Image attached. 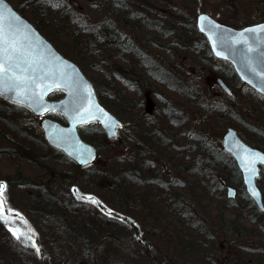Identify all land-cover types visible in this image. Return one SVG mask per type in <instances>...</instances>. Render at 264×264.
I'll use <instances>...</instances> for the list:
<instances>
[{
  "label": "rangeland",
  "instance_id": "rangeland-1",
  "mask_svg": "<svg viewBox=\"0 0 264 264\" xmlns=\"http://www.w3.org/2000/svg\"><path fill=\"white\" fill-rule=\"evenodd\" d=\"M7 1L65 57L80 65L98 94L101 92L110 104L107 107L126 123V128L113 141H108L104 133L93 135L98 158L90 167L78 168L56 151L42 146L32 126L27 128V136H18L10 121L14 118L28 121V117L0 99V184L6 185L5 215L0 221V264H51L52 255L60 253L64 254L65 264H264V214L255 212L256 208L243 196L242 184L233 167H216L217 175L206 161L210 149L218 147L216 142H220L228 127L235 128L248 143H256L264 149V98L242 84L226 62L213 57L205 37L197 31L196 18L187 21L183 30L171 31L169 42L157 45L151 43L150 36L147 39L145 33L135 28L123 29L137 46L134 53L138 55H134L128 50L119 52L116 48L101 46V42L89 41L88 35L76 39L70 36V31L79 25L94 28L104 20L114 19L107 5L93 7V1L97 0ZM144 1L154 7L150 12L164 10L161 6L165 3L161 0ZM262 1L234 0L238 7L236 15L227 13L226 9L217 12L216 8H222L220 1L202 12L236 27L225 15L233 19L255 13ZM176 5L199 8L187 0H178ZM247 5L252 11H243ZM121 17L115 18L122 20ZM120 26L122 30L121 23ZM142 50L153 64L162 68V76L167 75L166 69L171 72L170 78L175 76L193 89L196 97L186 96L188 103L182 106L185 108L181 111L180 127L173 119L167 127L148 126L147 120L138 122L139 117L133 119L134 128L128 125L130 106L138 116H143L144 112L152 117L165 106L174 109L175 100L184 98L151 75V72L154 76L158 74L155 65L145 66L151 72L141 65ZM141 75L147 78L149 87L153 86L150 88L153 97L149 91L140 90L137 77ZM216 77L224 78L230 85L233 97L214 86ZM114 94L126 103L125 107L112 106ZM204 98L208 102L203 101ZM197 102L201 107L211 104L207 107L211 110L209 117L204 114L207 113L205 108H201L204 113L197 111ZM216 107L220 108L219 112H215ZM153 132L161 134L164 145L147 140L146 135L149 137ZM156 144L163 146L162 151ZM136 173L140 176L132 180L131 176ZM219 176L238 190L233 204L226 198L222 200L221 192L216 190L226 209L221 223L216 205L222 204L215 205L211 201L212 185H216ZM48 179L51 186L41 197H47L48 193L59 199V206L50 205L52 210L66 216L65 219L57 217L58 221L74 224L80 218L86 226L85 232L87 228L89 232L96 230L97 236L93 239H99L100 230L105 228L104 236L109 238L96 240V247L89 246V257L78 248L82 239L66 238L61 229L56 230L55 221L47 217L46 221L39 220L41 215L29 204L34 187L23 186L20 181L28 180L33 184ZM259 185L264 193V173ZM89 196L99 203L83 198ZM75 199L83 201L76 207L70 204ZM219 199L216 198L218 202ZM180 208L190 223L184 230L188 237L180 232ZM10 228L25 236H34L40 252L23 238L17 240ZM133 230L138 235H133ZM70 243H74L75 249L69 248ZM81 247L84 250L83 244ZM21 257L28 261L20 260Z\"/></svg>",
  "mask_w": 264,
  "mask_h": 264
},
{
  "label": "water",
  "instance_id": "water-1",
  "mask_svg": "<svg viewBox=\"0 0 264 264\" xmlns=\"http://www.w3.org/2000/svg\"><path fill=\"white\" fill-rule=\"evenodd\" d=\"M9 9L14 16L19 17V20L13 23V29L18 27L21 34L28 37L27 42H25V48L27 49L29 44L31 45L34 57L42 60L41 66L46 67V69L63 71L67 78L74 81L80 87L79 89H75L65 87L64 85H61L60 88L53 86L49 91L45 92L42 107H38L37 103L32 99L17 97L15 92L7 91V84L0 85L1 98L12 103V105L24 106L36 118L45 116L48 112L61 114L66 121L65 124L49 117L41 121V130L46 143L51 148L61 152L78 167L84 168L90 166L97 159L98 150L94 144L88 143L82 137L80 128L98 123L106 134V137L113 140L119 137V130L125 126L124 122L100 101L94 84L75 61L61 54L53 43L32 22L14 8L10 2L0 0V14L7 16ZM200 16L208 17V20L203 23L205 29L203 32L200 30ZM209 21L212 23L210 24ZM196 24L201 34H204L208 39L214 56L230 62L242 83L253 88L259 95L264 96V76L260 75V73H264V33L246 32L245 39L248 41V44L234 42L237 39L238 33L248 28L264 25V20L260 23L245 26L243 29H236L220 23L207 13H199ZM213 24H218L220 27L214 29L212 27ZM5 27H7V24ZM213 41H215V47L213 46ZM249 46L255 49V51L249 52ZM217 51L221 52L222 55L217 56ZM253 69H255V72ZM218 82L229 96L233 95L232 90L224 80L218 79ZM50 83L51 80L43 82L44 85ZM85 85L91 90L90 97L84 91L83 86ZM55 91H62L65 94L58 99H50L49 95ZM30 95L31 90H29ZM81 104L84 107H88L91 104V110L98 119H88L83 123L75 122L73 119L76 116L74 109ZM44 108L47 111H44ZM99 109H102L106 115H102ZM222 145L224 151L235 160L248 195L261 211L264 210L262 192L256 180L261 175V166H264V162H261L259 159L260 157H264V151L246 143L240 138L234 128L228 129ZM254 192L256 195H253ZM227 194L229 198L234 199L236 198L237 190L233 186H228Z\"/></svg>",
  "mask_w": 264,
  "mask_h": 264
},
{
  "label": "trees",
  "instance_id": "trees-1",
  "mask_svg": "<svg viewBox=\"0 0 264 264\" xmlns=\"http://www.w3.org/2000/svg\"><path fill=\"white\" fill-rule=\"evenodd\" d=\"M163 3H165V5H162L161 8L164 10H159L158 12H150V10H153V6L150 5L148 2L145 3L144 0H97L96 2L93 1V7H106V5L108 6V9L110 10V13L112 15H114V19H109V20H104L102 21L99 25H97V27L95 26L94 28L90 27V26H81L79 25L78 27H75L74 30L70 31V36L74 39L76 38H82L84 37V35H88L90 36V40L89 41H95V43L97 42H101V46L103 47H111V48H116L117 51L122 52V50L126 51L128 50L130 53L136 55L137 53H134V51L136 50V45L132 44V40L130 37H127V34H124V30L126 28V30H134L137 29V32H142L146 34V38L148 39V37L150 36V40L153 39V42L155 45L160 44L161 42L166 43L169 42L168 38L170 37V35H172V32H178L179 30H183L185 28V24H188L187 21L191 20L194 21V19L196 18L197 14L199 12H202L205 9H210V7L213 6V4L218 5L219 1L222 2V8H216L218 11H223V10H227V13L229 12L230 14H237V10L238 7L236 5H234V0H187L189 1V3L191 5H194V7H199L197 10L193 9V8H186L180 5H176V2L178 0H161ZM214 11V10H213ZM244 12H248V11H252L251 10V6L247 5L244 10ZM118 16H123L121 17L122 20H119L115 17ZM226 19L228 22L232 23V25H235L236 27H243L249 24H253V23H258V22H262L264 20V1H262L259 6L258 9H256V12L249 15H242L241 18H233L230 16L225 15ZM230 19V20H229ZM130 21V22H129ZM224 21V20H223ZM120 23L122 25V30L120 29ZM78 25V24H77ZM124 29V30H123ZM125 33L130 34V32L125 31ZM152 36L154 38H152ZM165 38V39H164ZM165 40V41H164ZM143 52L142 54V63L141 65L148 71L151 72L149 69H147L146 67L150 68L152 67V65H155L157 68V75L154 76V74L151 72V75L159 82H164L169 89H174L175 90V86H176V77H171L169 76V72L168 70L165 69L166 72V76H162V68L156 64H153L151 62V60L149 59V56L147 54V52H145V50H142ZM124 55V54H122ZM138 55V54H137ZM146 66V67H145ZM233 73V71H232ZM112 89L109 91L111 92ZM99 98L100 100L106 105L108 106V102L107 100H105L101 94V92H99ZM113 101L112 102V106L117 105L125 107L126 103H124V101L117 95H112ZM110 105V104H109ZM112 106L110 107L112 109ZM172 106V105H171ZM116 107V106H114ZM19 110H22L23 113H25V116L28 117V121H19L16 120L14 118L13 122L10 121L11 126L14 128L13 131L18 135V136H27L29 134V131L27 130L28 127H33L35 129V132L37 135L40 136V142L41 145L44 147H47V144L45 143L43 137H42V133L40 130V126H39V121L37 119H35V117L32 116V114L23 108H19L17 107ZM163 113H159L158 115L159 117V125L157 126L158 128L161 126H165L167 127L171 121H172V112H171V108L165 106V108L162 109ZM47 116L53 117L55 119H58L60 121H64L63 117L61 115H58L56 113H48ZM25 120V118H23ZM5 121V120H4ZM9 125V124H8ZM80 132L82 134V136L88 140V142H93V135L102 133L99 126L97 124H92L90 126L87 127H83L80 129ZM150 136H147V140H150L152 142L155 143H163L162 139L159 137L160 135L157 134L156 132L150 133ZM203 139V138H200ZM205 140V139H203ZM164 145V143H163ZM252 145L257 146L258 145L256 143H252ZM157 146V144H156ZM207 148L208 145H207ZM258 148H261L260 146ZM50 150H52L51 148H49ZM157 149L162 151L163 146H157ZM167 149V148H166ZM168 150V149H167ZM54 151V150H53ZM58 153V152H57ZM61 155L62 159L69 161L68 159H66L61 153H58ZM208 158H207V162L209 163V166H211L210 169H212L213 171H218L219 169L217 168H222L225 166H231L233 167V169L235 170V172L237 173V176L240 180L241 183V177H240V173L238 171V169L236 168V165L234 163V161L232 160V158L230 156H228L227 154H225L224 152H222V150H220L219 147H214L210 149V153H208ZM217 167V168H216ZM264 173V172H263ZM140 175L133 174L131 176L132 180L135 178H138ZM222 179L224 180V177L219 176L217 181H216V185H212L213 187V200H211L215 205L218 203H221L222 201H220L219 197L216 195V190L218 189V192L222 189ZM15 181H17V178H15ZM26 181V182H25ZM32 181V180H31ZM19 182V181H18ZM50 180H44V181H37L36 183H31L28 180H22L20 181V184H22L23 186L28 187L27 185H33L34 187V194L31 196L33 198H31L29 204H31L33 206V208H35L36 213L40 214L41 217L39 216V220H44L46 221L49 218H53L54 220H58L57 217H62L63 219L66 218L65 215H62L61 213H59L58 211L52 210V207L50 205H52V203L54 204V206H59L60 202L58 198H54L53 195H49L47 193V197H41L44 196V190L45 189H49L50 185ZM49 183V184H48ZM51 193H53V190H49ZM244 193V192H243ZM34 195H39L38 197H34ZM216 198L219 199V202L216 200ZM38 200V201H37ZM222 200H225L222 199ZM79 201H83V200H79ZM77 199L71 201L70 204H74L77 207V204L79 202ZM228 202V201H227ZM49 203V205H48ZM152 203V202H151ZM222 206L220 205H216L219 207L218 212H217V217H218V222H220L223 217H225V213H226V209H224V204L221 203ZM181 205L179 204L178 207H180ZM58 207H55L54 209H56ZM65 208L68 210V207L65 206ZM52 210V211H51ZM180 215L182 216V224L180 225V232L182 233V235H186L184 234V230L186 229V227H188V225L190 224L187 219H185L184 217L187 216L186 213H184L183 209L180 208L179 209ZM151 213V212H150ZM152 217V216H151ZM32 218V217H31ZM154 218V217H153ZM33 219V218H32ZM53 220V221H54ZM28 221V220H27ZM56 222V221H55ZM29 223V221H28ZM74 224L68 222L67 220H61V222H56L57 227L56 230L61 229L62 234L66 235L68 239H70L71 241H74L76 239H82V241L79 243L80 247L78 246L79 250L84 252V256L85 257H89L90 254V250L88 249L89 246L93 247L96 245V240H102L105 238H109L105 235V228H102L100 230V234H99V239L94 238L96 235V230H93L89 232V228H87V232H85L86 226L83 220H81L79 218V221H75L73 222ZM221 223V222H220ZM133 224V223H130ZM191 227V226H190ZM69 231V232H68ZM133 235L135 234L138 235V233L136 232V230H133ZM103 233V235H101ZM85 235V236H84ZM186 237H188L186 235ZM35 240V238H34ZM74 243H70V247L72 250L75 249L74 248ZM83 244L84 246V250L81 247V245ZM96 247V246H95ZM78 252V251H77ZM93 252V251H91ZM95 255H97V252H94ZM52 263H61V264H65V260H64V254L60 253V254H53L52 255ZM97 258V257H96ZM20 260H25L28 261V259L25 257H21ZM109 264V263H108Z\"/></svg>",
  "mask_w": 264,
  "mask_h": 264
},
{
  "label": "snow or ice",
  "instance_id": "snow-or-ice-1",
  "mask_svg": "<svg viewBox=\"0 0 264 264\" xmlns=\"http://www.w3.org/2000/svg\"><path fill=\"white\" fill-rule=\"evenodd\" d=\"M199 19L201 22L200 30L203 32L205 30L203 23L208 20V17L200 16ZM18 20L19 17L14 16L10 9L8 10L7 16L0 14V85L7 84V91L15 92L17 97L32 99L37 103L38 107L43 106L44 94L53 86L60 88L61 85H64L68 88L79 89L80 86L67 78L63 71L42 67V60H38L34 57L30 44L27 49L25 48V42H27L28 37L22 35L18 27L15 29L12 27L13 23ZM209 23L211 24L212 22L209 21ZM6 24L7 27H5ZM212 27L218 29L220 26L218 24H213ZM246 32L257 34L264 33V25L245 29L237 34V39L234 42L248 44V41L245 39ZM209 39H211V37H209ZM213 46H216L215 41H213ZM248 51L252 52L255 51V49L249 46ZM216 55L221 56L222 53L217 51ZM253 71L255 72V69H253ZM260 75L264 76V73H260ZM45 80H51V83L44 85L43 82ZM83 87L84 91H86L90 97L91 90L86 85ZM29 90H31L30 96ZM91 108V104H89L88 107H84V105L81 104L79 107L75 108L74 111L76 112V116L73 117L74 121L83 123L88 119H98ZM43 110L47 111L46 108ZM99 111L102 115H106L103 113L102 109H99ZM259 159L261 162H264V157H260ZM5 189L6 185L0 184V221H3L5 215ZM73 191L75 193L77 190L74 189ZM253 195H256V193L254 192ZM83 198L93 204L99 203L94 197L89 196ZM9 230L17 240L23 238L35 248L37 253L40 252L33 236H25L17 229L10 228Z\"/></svg>",
  "mask_w": 264,
  "mask_h": 264
},
{
  "label": "flooded vegetation",
  "instance_id": "flooded-vegetation-1",
  "mask_svg": "<svg viewBox=\"0 0 264 264\" xmlns=\"http://www.w3.org/2000/svg\"><path fill=\"white\" fill-rule=\"evenodd\" d=\"M131 75L133 76V71H131ZM218 78L219 77H216L215 78V82L216 83H215L214 86H216L219 89V91H222L224 94H226L223 91V89L220 86V84L218 83ZM176 80L177 81H176L175 91L178 93V95H183L184 98L179 97V98H177L175 100L176 101L175 102V106H174L175 108L171 110V112L174 110V112L172 113V116L171 117L173 119L174 124L177 127H180L181 126V123H182V121H181V111L184 112V109L183 108H185V107H182V106L183 105H187V103H188L186 96L189 95V96H192V98L193 97H196V96H194L195 94H193V89L192 88L186 87L184 85V83L180 79L177 78ZM137 83H138V86L140 87V90L145 91V92L146 91H149L151 93L152 97H153V91L150 89V88H153V86H150V87L148 86L149 83H148L147 78H145L143 75H141V76L137 77ZM131 85H132V81H131ZM203 101H207L208 102V99L204 98ZM195 105H196V109H198L197 110L198 112L204 113L201 110V108H205L207 110V113H204V114L207 115L208 117L210 116L209 115V112H211V110L209 108H207V107L211 106V104L204 105L203 107H201L202 104H200L199 102H197V104H195ZM155 107H156V104H155V106L153 108H155ZM218 109H220V108L219 107H216L215 108V112H219ZM130 112H131V115H130V121L128 122V125H130L131 128H134L133 119L136 118V117H139L138 118V122H143V121H146L147 120L146 123H148V126H153V127L155 126L156 127V126L159 125V117L160 116L158 114L160 112L163 113V110L161 109L157 113L155 112V114H153L154 113L153 112L152 113L153 114L152 117L151 116H147V115H151V114H144V112L141 114L143 116H141V117L138 116V114H136L135 112H133L131 106L128 109V114ZM148 117H150V118H148ZM201 124H203V123H201ZM218 145L221 148V143L220 142L218 143ZM215 173H217V175H219L218 171H215ZM219 192H221V194H220V197L221 198H227V195H226V187L224 185H222V189ZM262 195H263V199H264V193H263V191H262ZM243 196L246 197V198H248L246 194H244ZM228 203L233 204V203H235V201L230 200ZM249 203L251 204V206H253V207L256 208L257 211H255V212H257L259 214L260 213H263L264 214V210L261 211L259 208L256 207V205L252 201H250Z\"/></svg>",
  "mask_w": 264,
  "mask_h": 264
},
{
  "label": "bare ground",
  "instance_id": "bare-ground-1",
  "mask_svg": "<svg viewBox=\"0 0 264 264\" xmlns=\"http://www.w3.org/2000/svg\"><path fill=\"white\" fill-rule=\"evenodd\" d=\"M50 220L52 221V220H54V219L51 217ZM54 221L59 222L58 220H54ZM33 239H34V236H33Z\"/></svg>",
  "mask_w": 264,
  "mask_h": 264
}]
</instances>
